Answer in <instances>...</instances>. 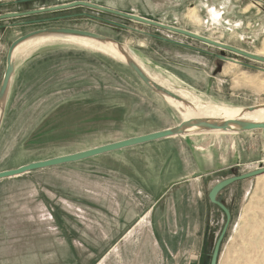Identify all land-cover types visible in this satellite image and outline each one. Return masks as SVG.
<instances>
[{
	"label": "rangeland",
	"instance_id": "rangeland-1",
	"mask_svg": "<svg viewBox=\"0 0 264 264\" xmlns=\"http://www.w3.org/2000/svg\"><path fill=\"white\" fill-rule=\"evenodd\" d=\"M74 1L165 19L264 56V0H0V15ZM195 7L197 21L191 16ZM47 27L87 30L126 45L158 82L176 94L191 92L198 112L210 111L207 104H264V62L85 6L0 20V85L11 43ZM29 51L14 59L0 126V171L183 120L128 64L102 51L63 40ZM151 143L192 145L204 154L228 145L227 155L237 152L241 163L216 174L213 183L264 165V130L189 133ZM133 150L1 179L0 264H139L137 246L122 243L112 252L132 231L139 210V201L124 193V168L115 166L113 157L129 156ZM219 199L232 219L218 264H264V174L229 185ZM225 221L221 209L209 218L198 253L205 258L203 264H210ZM138 236V230L131 234Z\"/></svg>",
	"mask_w": 264,
	"mask_h": 264
},
{
	"label": "crops",
	"instance_id": "crops-1",
	"mask_svg": "<svg viewBox=\"0 0 264 264\" xmlns=\"http://www.w3.org/2000/svg\"><path fill=\"white\" fill-rule=\"evenodd\" d=\"M157 21L168 24L165 19ZM151 144L120 150L135 149L127 153L129 156L113 157L114 165L124 168L120 179L124 193L139 201V210L135 211L132 231L115 244L112 252L125 243L137 246L134 257L139 264H203L205 258H198L202 236L210 226L212 213L220 209L209 199L210 190L220 179L212 181L216 174L239 165L240 156L237 152L228 156V145H219L220 152L214 147L204 154L192 145ZM197 173L201 175L196 177ZM137 230L139 236L131 237Z\"/></svg>",
	"mask_w": 264,
	"mask_h": 264
},
{
	"label": "water",
	"instance_id": "water-1",
	"mask_svg": "<svg viewBox=\"0 0 264 264\" xmlns=\"http://www.w3.org/2000/svg\"><path fill=\"white\" fill-rule=\"evenodd\" d=\"M77 6H85V7L95 9L98 11L118 15V16L130 19L133 21L140 22V23L152 25L157 28H161V29H164L170 32H174L177 34L187 36L195 40H199L208 45L217 47L223 51H230V52L236 53L238 55H241V56L253 59V60L264 62V56H260L257 54L244 51L232 45L222 43L220 41H217L209 37L195 33L193 31L180 28V27H176L170 24H166L161 21L153 20V19H150L144 16H139L133 13L123 12V11L112 9L106 6L97 5L94 3L87 2V1H74L71 3H67V4L42 7L39 9L23 11V12H8V13L1 14L0 20L25 17L28 15L49 12V11L65 10V9L74 8ZM43 34H46V35H75V36H82V37H91V38L102 40V41L113 40L111 38H108L104 35H101L95 32H91L87 30H80V29H75V28H68V27H47L44 29H37V30L31 31L29 33H26L25 35L18 37L11 43L8 53H7L6 69H5L3 79L0 85V102L6 101L11 79L15 73V60H14L15 48L21 42L25 40L31 37L43 35ZM117 43L120 46L123 45L120 42H117ZM127 64L135 71V73L139 76V78L151 89L161 94L169 95L178 100L182 99L180 95L174 93L169 88L153 80L143 70V68L139 65V63H137L135 60L129 58ZM253 108H254L253 106L249 107V109H253ZM4 112H5V107L3 109V114ZM2 118H3V115L1 117V121H2ZM209 118L210 117H199V118H193L190 120H182L178 125H175L173 127H169L166 129L152 131V132L137 135V136H132L129 138L117 140L114 142L102 144V145L87 148L84 150H79V151L69 153V154H63V155H59V156H55V157H51V158H47L43 160L32 161L30 163L21 165L17 168L0 171V180L5 179V178L20 176V175H23L25 173H28L34 170H39V169H44L48 167L59 166L63 164L87 160V159H90L96 156L108 154V153L115 152V151H120L126 148L135 147L138 145H143V144L163 140L166 138H171L175 136H184L189 133L214 132V131L229 132V133H246V132H253L257 130H264V121H250V120H245V119H219V120L212 121ZM1 121H0V126H1ZM192 127L197 128V130L189 132L188 130ZM261 174H264V165H261L259 168L255 170L225 178L217 182L210 190L209 192L210 201L213 204L217 205L226 215V221L214 245L210 264H218L221 245L226 236V233L228 231V228H229V225L232 219V213L230 209L227 207L226 204H224L222 201L218 199V194L220 193V191H222L223 189H225L226 187H228L229 185L235 182L253 178ZM200 175L201 173H197L195 176L197 177Z\"/></svg>",
	"mask_w": 264,
	"mask_h": 264
},
{
	"label": "bare ground",
	"instance_id": "bare-ground-1",
	"mask_svg": "<svg viewBox=\"0 0 264 264\" xmlns=\"http://www.w3.org/2000/svg\"><path fill=\"white\" fill-rule=\"evenodd\" d=\"M191 16L194 19H196V21L200 19L198 14H197L196 7L192 9V15ZM217 16H220V14H217ZM196 33H198V32H196ZM56 40L67 41L68 43H74V44L84 46V47L86 46L87 48L89 47L91 49L94 48L95 50L102 51V52H104V53H106V54L122 61L123 63H126V64L128 63V59L131 58V59L135 60L137 63H139V65L143 68V70L153 80H155L157 83H159L161 85H163L162 83H164V81L162 83L158 82L154 78L155 76L152 77L150 75V73L144 68L145 66H143L139 61H137V59L134 57V55L131 53L130 49L126 45L120 46L116 41H113V40L102 41V40H97V39H94L91 37H82V36H75V35H46V34H43V35L31 37V38L21 42L15 48L14 59L17 55L19 57H21V55H24L26 52H28L32 48L34 49V48L41 46V45H44V44H50ZM29 52H31V51H29ZM156 75H158V74L156 73ZM159 79H161V78H159ZM159 81H161V80H159ZM180 92L179 93L177 92V93L182 97L181 100L175 99L169 95H165V94H162V95L166 101H168L171 105H173L177 109V111H179L183 115V120H190V119L199 118V117H210L209 119L212 121L219 120V119H245V120H250V121H264V104L256 105V106H254L253 109H249L247 107H240V106H236V107H232L229 105L226 106L224 104L223 105H208L207 104V106L209 107L208 109L210 111L198 112L199 109H197L193 105L194 98H193L191 92H189V91H184L182 93H180ZM204 103H206V102H204ZM5 105H6V102H0V121H1L2 115L4 116L3 109H4ZM2 121H3V118H2ZM2 121H1V123H2ZM195 130H197V128L192 127L188 131L192 132ZM214 132L219 133V131H214Z\"/></svg>",
	"mask_w": 264,
	"mask_h": 264
},
{
	"label": "flooded vegetation",
	"instance_id": "flooded-vegetation-1",
	"mask_svg": "<svg viewBox=\"0 0 264 264\" xmlns=\"http://www.w3.org/2000/svg\"><path fill=\"white\" fill-rule=\"evenodd\" d=\"M213 9H214V11L219 12V11L216 10V8H213ZM219 13H220V12H219ZM220 15H221V13H220Z\"/></svg>",
	"mask_w": 264,
	"mask_h": 264
}]
</instances>
